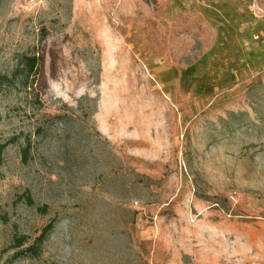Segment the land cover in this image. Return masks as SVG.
I'll list each match as a JSON object with an SVG mask.
<instances>
[{"label": "rangeland", "instance_id": "374dc122", "mask_svg": "<svg viewBox=\"0 0 264 264\" xmlns=\"http://www.w3.org/2000/svg\"><path fill=\"white\" fill-rule=\"evenodd\" d=\"M22 55L0 264H264V0H0Z\"/></svg>", "mask_w": 264, "mask_h": 264}, {"label": "trees", "instance_id": "16d2710c", "mask_svg": "<svg viewBox=\"0 0 264 264\" xmlns=\"http://www.w3.org/2000/svg\"><path fill=\"white\" fill-rule=\"evenodd\" d=\"M42 61L43 59L37 55H22L17 58L16 65L13 68L10 75L0 74V87L15 88L20 87L26 90H33L32 77H35L38 73L42 71ZM42 133L41 129L37 130V134ZM4 147L0 146V160L1 154ZM21 155L23 160L26 161L28 157V149L24 148L21 150ZM1 162V161H0ZM44 235L38 238L34 244L28 248V252L34 253L37 249L38 243L43 241ZM23 246V242H19V247Z\"/></svg>", "mask_w": 264, "mask_h": 264}]
</instances>
